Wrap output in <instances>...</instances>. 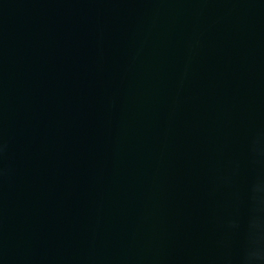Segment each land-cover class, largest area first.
<instances>
[{"label": "water", "instance_id": "obj_1", "mask_svg": "<svg viewBox=\"0 0 264 264\" xmlns=\"http://www.w3.org/2000/svg\"><path fill=\"white\" fill-rule=\"evenodd\" d=\"M0 264H264V0H0Z\"/></svg>", "mask_w": 264, "mask_h": 264}]
</instances>
